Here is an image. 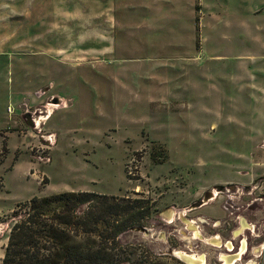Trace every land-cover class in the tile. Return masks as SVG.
Segmentation results:
<instances>
[{"label":"rangeland","instance_id":"1","mask_svg":"<svg viewBox=\"0 0 264 264\" xmlns=\"http://www.w3.org/2000/svg\"><path fill=\"white\" fill-rule=\"evenodd\" d=\"M68 1L0 0V112L19 114L7 99L19 80L28 99L37 85L44 135L0 131V260L16 203L83 190L148 199L142 225L117 236L120 264L148 247L224 264L243 241L232 264H264V88L250 89L241 57H260L264 81V0H71L72 14L51 12ZM254 27L260 46L244 36ZM15 57H43L51 77L20 79ZM180 218L197 228L191 242Z\"/></svg>","mask_w":264,"mask_h":264},{"label":"trees","instance_id":"2","mask_svg":"<svg viewBox=\"0 0 264 264\" xmlns=\"http://www.w3.org/2000/svg\"><path fill=\"white\" fill-rule=\"evenodd\" d=\"M16 207L0 264L127 262L121 258L117 236L142 225L150 215L148 199L83 190L31 196ZM142 254L133 264H181L150 247Z\"/></svg>","mask_w":264,"mask_h":264},{"label":"crops","instance_id":"3","mask_svg":"<svg viewBox=\"0 0 264 264\" xmlns=\"http://www.w3.org/2000/svg\"><path fill=\"white\" fill-rule=\"evenodd\" d=\"M71 0L68 1L67 5H58V7H55L56 9H52V13H61V14H65V15H69L72 14L74 12V8L71 5ZM114 3H116V0L114 1ZM106 8V7H105ZM100 10L103 13H106L107 10L106 9ZM261 28L260 27H254V32H248L246 36L247 42L250 43H254L256 46H260L261 45ZM248 36V37H247ZM248 45V44H247ZM8 51V50H6ZM5 53V52H4ZM241 57H243L244 62H246V67H248V71H245L247 74V78L250 79H255V83L257 86L251 84H249L250 89L252 88H256V90H259L260 92L262 91V89L264 88V81L262 79V77H260V73L262 72L259 69H255L256 67H253L252 62H256V57H258L260 59L259 56L256 55H252L251 53H244ZM7 60L12 57H5ZM18 58L17 60H15V65H13V67L19 72V77L20 79H32L33 83L32 85H35L36 83H40L42 78H50L51 74L48 73V71L46 70V74L45 71L42 69V63H43V57H15ZM47 58V57H45ZM258 59V60H259ZM11 59V63H12ZM247 84V85H248ZM28 85H31L30 83L24 82L23 80H19V82L17 83L16 88L18 90L15 91L16 94H18L19 98L17 100H13L12 96H8V100H12L14 101L13 103H15V105L17 106L18 110L20 111L19 114L17 116L14 117V119L12 120L11 115H7L9 114L6 111V108L4 109V111L0 112V131H4V133L6 131L8 132H12V129H17L18 131V136H20V134H22L24 137L26 136L29 141H33V143H36L37 139L39 138L40 140H42L41 136L42 135L41 131H39V129L35 130V126H38L39 123L36 121V119L31 117V114L34 113V111H36L38 109V106H41L43 104V102H39L37 101L38 96H36L38 94V90H40L41 88H39L37 85L34 86L33 88V92L32 94L35 92V96L30 98L32 102L29 103V100L27 97H25V92L28 89ZM245 89V87H244ZM250 89L247 91L249 92ZM42 91V90H40ZM245 91V90H244ZM246 92V91H245ZM245 92H243V94H246ZM43 94V91L42 93ZM250 94V92H249ZM1 96V93H0ZM55 99L56 95H54L53 92L47 94L45 96V101L47 99ZM1 99V97H0ZM57 99V98H56ZM29 104H31V109H29V107H27ZM24 106V108H22ZM6 107V105H5ZM12 108V107H11ZM29 109V110H28ZM13 114V109L11 110V113ZM11 121V123H10ZM10 123V125H9ZM10 134V133H8ZM9 135H6V138H8ZM6 138H4L3 143H2V150H7V144H6ZM22 144V141L20 142V145ZM28 144V142H27ZM1 150V151H2ZM15 151H18L19 149L17 147L14 148ZM13 165V164H12ZM12 165H10V169L12 168ZM227 243H225L226 249L227 248ZM230 244V243H229ZM240 248V247H239ZM230 250V249H228ZM222 259V258H221Z\"/></svg>","mask_w":264,"mask_h":264},{"label":"bare ground","instance_id":"4","mask_svg":"<svg viewBox=\"0 0 264 264\" xmlns=\"http://www.w3.org/2000/svg\"><path fill=\"white\" fill-rule=\"evenodd\" d=\"M170 217V215L169 216H167L166 215V219L167 218H169ZM188 224V223H187ZM192 225V224H191ZM187 226H189V225H187ZM243 228H245V226H242V228L239 230V231H241ZM238 231V232H239ZM196 232H197V230H196ZM237 232V233H238ZM209 241V243H211L212 245H218V243H219V239H218V237H216V238H213V239H209L208 240ZM229 247V246H228ZM231 249V248H230ZM244 250H245V242L243 241L242 242V244H241V247H240V252H239V254L240 253H243L244 252ZM239 254L237 255V256H235V257H230V258H228V257H221L222 258V261H223V263L224 264H231V263H233V260H237L238 258H239ZM236 255V254H235ZM191 256V255H190ZM180 258L182 259V260H184L185 262H186V264H204V262H203V259L204 258H202L201 256L200 257H197V258H192V257H185V256H180Z\"/></svg>","mask_w":264,"mask_h":264},{"label":"flooded vegetation","instance_id":"5","mask_svg":"<svg viewBox=\"0 0 264 264\" xmlns=\"http://www.w3.org/2000/svg\"><path fill=\"white\" fill-rule=\"evenodd\" d=\"M168 209V208H167ZM166 210V209H165ZM162 213H163V211L162 212H160L159 214L162 216V217H164L163 215H162ZM165 218V217H164ZM166 219V218H165ZM181 219V218H180ZM168 220H170V219H168ZM182 220V219H181ZM189 220L187 219V222H188ZM181 224H182V230H181V234H180V236L182 237V240H184L185 241V239H184V237L186 238V237H192V240H194L195 238L193 237V236H196V230H197V228H195V226L193 225V223H192V225H193V227H189V226H187V224L182 220V222H181ZM239 226H240V223H239ZM184 231V232H183ZM235 233V232H234ZM237 234V233H236ZM187 241H189L188 239H186ZM191 240V241H192ZM190 241V242H191ZM241 244H242V242H241ZM207 245L208 246H210V247H213V246H211L210 245V243L208 242L207 243ZM227 245V244H226ZM240 247H241V245H240ZM225 249H226V246L224 247ZM239 252H240V248H239V250H238V253L236 254V255H233V256H231V257H235V256H237L238 254H239ZM182 254V256H184L185 254H183V253H181ZM178 255H180L179 253H178ZM173 256V255H172ZM171 256V257H172ZM241 255L239 254V257H240ZM187 257H192V258H196V257H194V256H188L187 255ZM219 257H220V259H218L217 261L219 262V260H221V257H225V255H219ZM173 258H175V260L177 259L176 257H174L173 256ZM181 259V258H180ZM180 259H177V261L178 262H180L181 264H186L185 263V261L183 262V261H181ZM239 259V258H238ZM238 259L236 260H233V263H235V262H237L238 261ZM223 261H221V262H219V263H222ZM232 264V263H231Z\"/></svg>","mask_w":264,"mask_h":264},{"label":"water","instance_id":"6","mask_svg":"<svg viewBox=\"0 0 264 264\" xmlns=\"http://www.w3.org/2000/svg\"><path fill=\"white\" fill-rule=\"evenodd\" d=\"M183 232H184V231H183ZM184 239H185V240L188 239L189 241H191V240H192V237H190V236H189V237H186V238L184 237ZM173 256L176 257L177 259H180V256H182V254L178 255V253H173ZM184 256L187 257L186 254H185ZM180 260H181V259H180ZM181 261H183V260H181ZM221 261H222V259L219 260V262H221ZM183 262H184V261H183ZM185 263H186V262H185Z\"/></svg>","mask_w":264,"mask_h":264},{"label":"built area","instance_id":"7","mask_svg":"<svg viewBox=\"0 0 264 264\" xmlns=\"http://www.w3.org/2000/svg\"><path fill=\"white\" fill-rule=\"evenodd\" d=\"M41 93H42V91H39V92H38V94H41ZM11 110H12L11 107H9V106L6 107V111H7L8 113H10Z\"/></svg>","mask_w":264,"mask_h":264}]
</instances>
